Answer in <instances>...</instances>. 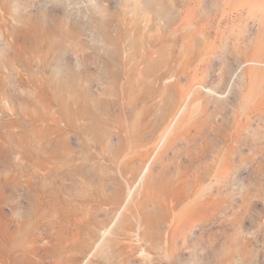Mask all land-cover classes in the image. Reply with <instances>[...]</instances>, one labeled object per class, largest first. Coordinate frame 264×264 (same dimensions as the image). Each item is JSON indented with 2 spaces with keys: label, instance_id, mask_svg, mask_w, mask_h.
Masks as SVG:
<instances>
[{
  "label": "rangeland",
  "instance_id": "rangeland-1",
  "mask_svg": "<svg viewBox=\"0 0 264 264\" xmlns=\"http://www.w3.org/2000/svg\"><path fill=\"white\" fill-rule=\"evenodd\" d=\"M0 264H264V0H0Z\"/></svg>",
  "mask_w": 264,
  "mask_h": 264
},
{
  "label": "bare ground",
  "instance_id": "bare-ground-1",
  "mask_svg": "<svg viewBox=\"0 0 264 264\" xmlns=\"http://www.w3.org/2000/svg\"><path fill=\"white\" fill-rule=\"evenodd\" d=\"M144 155L146 156L147 155V152ZM144 159H145V157H144Z\"/></svg>",
  "mask_w": 264,
  "mask_h": 264
}]
</instances>
